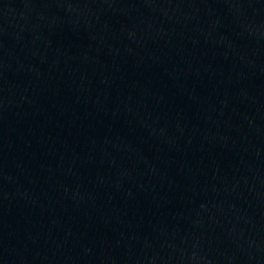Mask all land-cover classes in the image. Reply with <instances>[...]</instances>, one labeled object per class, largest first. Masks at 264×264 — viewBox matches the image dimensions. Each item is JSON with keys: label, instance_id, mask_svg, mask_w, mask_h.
Returning <instances> with one entry per match:
<instances>
[{"label": "water", "instance_id": "1", "mask_svg": "<svg viewBox=\"0 0 264 264\" xmlns=\"http://www.w3.org/2000/svg\"><path fill=\"white\" fill-rule=\"evenodd\" d=\"M0 264H264V0H0Z\"/></svg>", "mask_w": 264, "mask_h": 264}]
</instances>
